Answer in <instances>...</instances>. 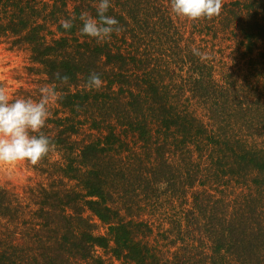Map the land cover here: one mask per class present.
<instances>
[{"label":"trees","instance_id":"trees-1","mask_svg":"<svg viewBox=\"0 0 264 264\" xmlns=\"http://www.w3.org/2000/svg\"><path fill=\"white\" fill-rule=\"evenodd\" d=\"M95 4L0 0L24 61L10 100L57 93L52 149L0 185V264H264V0L198 20L111 0L120 31L100 42L79 32Z\"/></svg>","mask_w":264,"mask_h":264},{"label":"clouds","instance_id":"clouds-1","mask_svg":"<svg viewBox=\"0 0 264 264\" xmlns=\"http://www.w3.org/2000/svg\"><path fill=\"white\" fill-rule=\"evenodd\" d=\"M111 0H96L95 16L82 11L79 20L82 26L79 32L82 36L95 39L97 42L110 39L120 31L119 21L109 15ZM171 12L180 18L198 20L213 18L220 14L222 0H170ZM61 27L72 28L71 19H61ZM194 54L200 53L193 49ZM57 79L66 82L67 76ZM86 87L99 89L102 86L100 75L92 72L86 79ZM38 100L32 98H16L10 100L4 88H0V164H15L27 161L37 165L52 149L53 143L41 129L45 126L49 112V104L57 98L53 87L41 88Z\"/></svg>","mask_w":264,"mask_h":264},{"label":"rangeland","instance_id":"rangeland-1","mask_svg":"<svg viewBox=\"0 0 264 264\" xmlns=\"http://www.w3.org/2000/svg\"><path fill=\"white\" fill-rule=\"evenodd\" d=\"M24 65L23 58L10 53L6 47L0 44V84L11 93L24 82H20L18 77ZM35 172L27 161L15 164H0V185L9 187H21L27 184L30 177H34Z\"/></svg>","mask_w":264,"mask_h":264}]
</instances>
